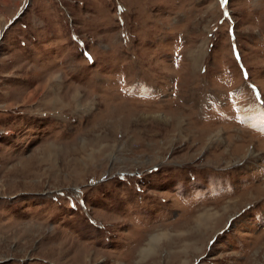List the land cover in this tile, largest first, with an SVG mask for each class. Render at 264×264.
Listing matches in <instances>:
<instances>
[{"label":"rangeland","instance_id":"obj_1","mask_svg":"<svg viewBox=\"0 0 264 264\" xmlns=\"http://www.w3.org/2000/svg\"><path fill=\"white\" fill-rule=\"evenodd\" d=\"M0 264H264V0H0Z\"/></svg>","mask_w":264,"mask_h":264},{"label":"trees","instance_id":"obj_2","mask_svg":"<svg viewBox=\"0 0 264 264\" xmlns=\"http://www.w3.org/2000/svg\"><path fill=\"white\" fill-rule=\"evenodd\" d=\"M190 177L193 179V175H190ZM171 188H173V192H174V195H175L176 197H178L177 195H179V196L181 195L180 192H179V187H178L177 184L172 185ZM182 200H183V199H182ZM199 200H201V196L196 200V202H198Z\"/></svg>","mask_w":264,"mask_h":264},{"label":"water","instance_id":"obj_3","mask_svg":"<svg viewBox=\"0 0 264 264\" xmlns=\"http://www.w3.org/2000/svg\"><path fill=\"white\" fill-rule=\"evenodd\" d=\"M23 8H24V7H23ZM21 12H22V11H20V13H21ZM20 13H18V15H19ZM18 15H17V16H18Z\"/></svg>","mask_w":264,"mask_h":264},{"label":"bare ground","instance_id":"obj_4","mask_svg":"<svg viewBox=\"0 0 264 264\" xmlns=\"http://www.w3.org/2000/svg\"><path fill=\"white\" fill-rule=\"evenodd\" d=\"M209 215V214H208ZM210 217V216H209ZM212 217V216H211Z\"/></svg>","mask_w":264,"mask_h":264}]
</instances>
